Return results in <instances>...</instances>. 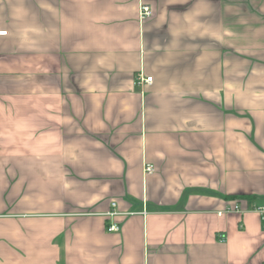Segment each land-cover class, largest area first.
<instances>
[{"label":"crops","instance_id":"crops-1","mask_svg":"<svg viewBox=\"0 0 264 264\" xmlns=\"http://www.w3.org/2000/svg\"><path fill=\"white\" fill-rule=\"evenodd\" d=\"M0 30V264L264 262V0H0Z\"/></svg>","mask_w":264,"mask_h":264},{"label":"built area","instance_id":"built-area-1","mask_svg":"<svg viewBox=\"0 0 264 264\" xmlns=\"http://www.w3.org/2000/svg\"><path fill=\"white\" fill-rule=\"evenodd\" d=\"M151 9L146 6V5H141L140 9H139V20L140 21H144L145 19L149 18L151 16ZM7 32L0 30V36H5ZM137 85H141V84H150L152 82V78L148 77V78H144L142 77L140 74L137 75L136 80H135ZM154 171V168L152 165L150 164H145L144 168H143V172L145 175H150L152 174ZM112 206H114V204H112ZM257 211V213L259 214V218H260V222L262 225V229L264 232V208H256L255 209ZM110 217L114 216L115 213L110 212L108 214ZM107 231L108 232H118L119 231V227L116 224H112L109 227H107ZM221 241H223V238H220ZM261 264H264L261 263Z\"/></svg>","mask_w":264,"mask_h":264}]
</instances>
